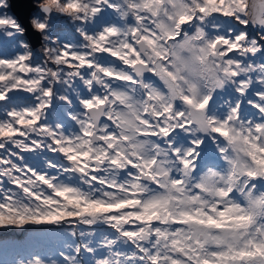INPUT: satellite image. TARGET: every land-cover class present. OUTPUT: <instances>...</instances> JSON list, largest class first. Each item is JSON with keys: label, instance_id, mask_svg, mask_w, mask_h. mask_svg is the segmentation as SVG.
I'll list each match as a JSON object with an SVG mask.
<instances>
[{"label": "snow or ice", "instance_id": "6c2138e0", "mask_svg": "<svg viewBox=\"0 0 264 264\" xmlns=\"http://www.w3.org/2000/svg\"><path fill=\"white\" fill-rule=\"evenodd\" d=\"M18 3L0 0V228L68 239L17 264H264V0Z\"/></svg>", "mask_w": 264, "mask_h": 264}, {"label": "rangeland", "instance_id": "374dc122", "mask_svg": "<svg viewBox=\"0 0 264 264\" xmlns=\"http://www.w3.org/2000/svg\"><path fill=\"white\" fill-rule=\"evenodd\" d=\"M56 24L59 26L57 31H59L62 36H66L69 39L73 38V29L70 22L60 19L56 21ZM12 50H14V46L12 49H9V51ZM36 51L38 53L41 51L40 44L36 46ZM257 62H260L259 57H257ZM254 90L255 89H253V91ZM230 93L231 89H229L228 92L221 93L217 97V102L223 103L224 100L229 98ZM232 98H235V94H232ZM244 107L247 114L253 113V110L249 108L246 103ZM209 153H211V149H209ZM43 159H45V157L41 156L40 160ZM29 162L33 163L35 161L29 157ZM213 162L214 161L211 159H205V161H203V163L208 164ZM9 231L6 232V229H0V264H17V261L31 258L36 254L46 258H55L53 254L63 244V241L68 239L67 226L61 228L60 226L51 225L50 232L49 230L45 231L39 229L40 232L32 231L25 235H22V231H17V233L9 235L7 234L10 233ZM103 231L104 230H101V232Z\"/></svg>", "mask_w": 264, "mask_h": 264}, {"label": "trees", "instance_id": "16d2710c", "mask_svg": "<svg viewBox=\"0 0 264 264\" xmlns=\"http://www.w3.org/2000/svg\"><path fill=\"white\" fill-rule=\"evenodd\" d=\"M51 227V225H44V226H40V225H32V226H25L24 229H20V228H0V229H6V231H9V232H13V233H17V231H22V232H25V233H31L32 231H38V229H47ZM66 241H63V244L65 243Z\"/></svg>", "mask_w": 264, "mask_h": 264}, {"label": "water", "instance_id": "95a60500", "mask_svg": "<svg viewBox=\"0 0 264 264\" xmlns=\"http://www.w3.org/2000/svg\"><path fill=\"white\" fill-rule=\"evenodd\" d=\"M11 2L13 3V9L12 10L26 17V15L29 11V8L18 3V0H11ZM33 39H35V38H33ZM37 45H39V43H37L36 46Z\"/></svg>", "mask_w": 264, "mask_h": 264}, {"label": "clouds", "instance_id": "9594fccd", "mask_svg": "<svg viewBox=\"0 0 264 264\" xmlns=\"http://www.w3.org/2000/svg\"><path fill=\"white\" fill-rule=\"evenodd\" d=\"M44 230H45V231H46V230H49V232H50V227L47 228V229H44ZM101 230H104V229H103V228L99 229V231H101ZM6 232H7V231H6ZM11 234H15V233L12 232ZM25 234H27V233L22 232V235H25Z\"/></svg>", "mask_w": 264, "mask_h": 264}]
</instances>
